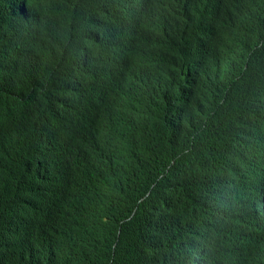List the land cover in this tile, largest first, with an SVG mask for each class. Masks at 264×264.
Masks as SVG:
<instances>
[{"label": "trees", "instance_id": "obj_1", "mask_svg": "<svg viewBox=\"0 0 264 264\" xmlns=\"http://www.w3.org/2000/svg\"><path fill=\"white\" fill-rule=\"evenodd\" d=\"M215 1L0 0V264H264V0H219L236 79Z\"/></svg>", "mask_w": 264, "mask_h": 264}, {"label": "clouds", "instance_id": "obj_2", "mask_svg": "<svg viewBox=\"0 0 264 264\" xmlns=\"http://www.w3.org/2000/svg\"><path fill=\"white\" fill-rule=\"evenodd\" d=\"M203 35L205 41L216 49L224 61L230 60V58L235 59V64L227 70L229 72L224 73L229 79H236V77L246 68L253 51L259 48L263 43L261 40L253 41L249 46L247 42L242 41L240 35L233 30L225 4L219 0L214 2L211 11L203 21L201 36L203 37ZM165 40L169 45H173L175 40L174 34L166 33ZM6 58L7 52L4 46L0 44V65L5 62ZM101 147L102 145L100 143H94L93 140H89L84 144L83 152L86 157L89 158L101 157ZM241 171H244L243 167H241ZM253 206L256 213H259V206H261L260 211H263L264 195H261ZM12 254H15L21 260L29 262L31 259L30 246L23 245L22 247L13 250L11 252V255ZM21 260H10L9 264H25V262ZM3 264L6 263L4 262Z\"/></svg>", "mask_w": 264, "mask_h": 264}, {"label": "bare ground", "instance_id": "obj_3", "mask_svg": "<svg viewBox=\"0 0 264 264\" xmlns=\"http://www.w3.org/2000/svg\"><path fill=\"white\" fill-rule=\"evenodd\" d=\"M140 5H141V0H140ZM9 17H12V15L11 14H9ZM11 20V19H10ZM12 21V20H11ZM24 38V36L22 37V39ZM203 38H204V35H203ZM32 40V39H31ZM204 42H205V38H204ZM112 50V49H111ZM195 51V50H194ZM185 91H187V85H185ZM100 94V93H99ZM65 100H67V96H65ZM182 100H184V101H187V97H186V95L182 98ZM72 102H74V101H72ZM177 106H179V102L177 101ZM177 109H179L178 107H176V112L177 113H180L179 111H177ZM66 113H68V112H66ZM19 114H21V112L19 113ZM231 115H234L233 113L231 114ZM239 116V118H241L242 116H243V111H240L239 112V114H238ZM8 120H10V118L8 119ZM18 121H22L23 123H25V121H23L22 120V117H19V120ZM177 121V120H176ZM26 123H28L27 124V127L29 128L30 126H31V124H32V119L31 118H29V119H27L26 120ZM65 129H67V130H69V127H65ZM46 140V139H45ZM46 142V141H45ZM224 153V152H223ZM56 154V153H55ZM40 158V157H39ZM18 182V181H17ZM40 185V184H39ZM46 185H47V181H46ZM55 187H57V185L55 186ZM47 189L49 188V187H46ZM57 190V189H56ZM42 191V190H41ZM40 191V192H41ZM42 194V193H41ZM56 194H57V192H56ZM224 194V193H223ZM45 199L47 200V195L45 196ZM37 202H39V205H42V201L41 200H37ZM221 205H223L222 204V201H221ZM260 207L261 206H259V213H260ZM48 212L49 211H46V213H44L45 215L46 214H48ZM204 214H206V212H204ZM27 220H28V217L26 218ZM21 220H20V218H19V222H20ZM259 223H261V216H259ZM18 227H22V226H18ZM260 226H258V233H259V231H260ZM23 235V234H22ZM19 236V235H18ZM186 238V237H185ZM251 236H249V240L251 241ZM240 240H242V238H240ZM11 241H12V239H11ZM1 247V246H0ZM241 250V249H240ZM1 255V254H0ZM232 259V258H231Z\"/></svg>", "mask_w": 264, "mask_h": 264}]
</instances>
